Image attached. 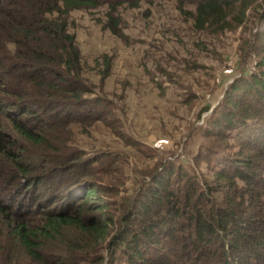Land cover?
<instances>
[{
	"label": "trees",
	"instance_id": "16d2710c",
	"mask_svg": "<svg viewBox=\"0 0 264 264\" xmlns=\"http://www.w3.org/2000/svg\"><path fill=\"white\" fill-rule=\"evenodd\" d=\"M175 1L213 35L254 10L243 57L257 55L255 70L210 118L212 179L161 159L120 202V155L87 156L73 141L77 127L116 116L83 79L69 23L106 7V28L124 39L120 8L140 0H0V264H264V2Z\"/></svg>",
	"mask_w": 264,
	"mask_h": 264
},
{
	"label": "rangeland",
	"instance_id": "374dc122",
	"mask_svg": "<svg viewBox=\"0 0 264 264\" xmlns=\"http://www.w3.org/2000/svg\"><path fill=\"white\" fill-rule=\"evenodd\" d=\"M106 10L71 13L83 79L111 102L116 116L74 129L76 148L87 156L120 155V202L135 194L138 182L161 159L182 161L212 179L215 162L206 159L205 148L216 140L207 139L206 131L231 83L255 70L257 55L245 60L243 51L259 29L256 13L249 11L248 21L236 31L213 35L195 29L185 14L194 11L193 5L181 11L175 0H140L138 8H120L122 39L106 28ZM105 56L112 64L106 79ZM229 145V151L238 148L237 141ZM22 262L15 257L13 264Z\"/></svg>",
	"mask_w": 264,
	"mask_h": 264
}]
</instances>
